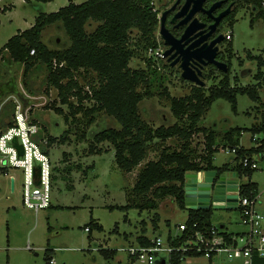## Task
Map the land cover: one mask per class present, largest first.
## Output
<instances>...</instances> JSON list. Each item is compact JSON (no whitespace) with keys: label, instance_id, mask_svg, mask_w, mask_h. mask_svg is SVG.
Segmentation results:
<instances>
[{"label":"rangeland","instance_id":"1","mask_svg":"<svg viewBox=\"0 0 264 264\" xmlns=\"http://www.w3.org/2000/svg\"><path fill=\"white\" fill-rule=\"evenodd\" d=\"M86 1L76 0L75 3ZM153 1L160 20L163 11L172 7L176 0ZM69 3L70 0H52L48 3L3 0L0 5L10 9L0 13V50L19 32L30 29L40 13L57 12ZM237 9L233 24L229 20L222 23L225 39L229 32L233 33V39H226L220 50L226 58L225 62L230 63L233 85L257 89L260 101L254 102L247 95H239L237 112H234L229 101L218 99L203 117L201 126L216 130L217 142L221 146L225 133L242 128L241 146L250 149L255 144L250 129L262 121L264 112V65L259 64L260 58L264 60V18L254 19L255 13L250 7ZM252 20H255L254 24ZM159 33L160 25V38ZM42 41L51 49L70 45L65 31L57 24L43 31ZM230 43L232 50H229ZM159 48L164 52L166 50L164 44ZM164 63H167L166 58ZM157 64L153 97L143 100L140 110L143 118L154 127H168L176 122V118L171 112L167 94L183 97L191 92L194 84L184 80L177 68L171 71L164 68L163 62L158 61ZM131 67L146 68V64L141 59H135ZM24 71V65L12 61L8 54L4 53L0 58V133L6 128L5 121H12L16 105L21 103L26 110H30L31 119L43 127V137L56 139V143L49 148L55 166L53 199L52 206L39 213L26 208L22 199V171L4 170L0 164V264H51V260L53 264H140L134 262L128 252L131 246L139 244V236L146 235L152 240L162 237L167 242L169 233L178 235L179 225L188 218L172 197L160 202V210L120 209L128 204L127 194L134 188L146 162L157 159L156 148L150 151L148 160L132 173H125L117 167L114 147L108 142L98 144L95 141L99 132L110 128L120 130L121 124L103 112L96 114L95 122L90 127L84 114L78 115L73 123L72 110L68 105L61 104L58 90L47 84V67L39 64L26 76ZM259 72L263 74L261 79L257 78ZM223 74L215 72L213 79L206 80V87L215 86ZM76 75L80 86L96 79L92 72L80 71ZM12 82L17 85L18 93L13 86L6 87ZM2 87L7 88L3 96ZM71 100L78 104L77 97ZM58 109L63 114H59ZM65 116L68 117L67 122ZM68 130L71 132L70 141L62 144L60 139ZM259 137L263 138L264 135ZM193 143L194 146L200 144L202 151L205 138L199 135ZM167 146L177 148L178 142L169 140ZM223 148L215 156V166L240 163V159H233L236 156L231 153V148ZM228 176L231 177L230 174ZM12 177L16 179L15 189L12 187ZM238 180L241 185L250 181L259 185L257 209L264 215L263 163H260V169L252 178L242 176ZM229 212L215 211L214 224L220 226L221 217L227 216L223 220H227V225L232 222L228 225L230 231H247V227L238 222L239 214ZM157 213L159 215L156 217ZM91 222L101 225L103 231L94 228L89 231ZM106 250L114 251L113 255L107 257L104 254ZM169 258V254L161 253L155 264H162L164 259ZM182 264L250 263L244 258L231 261L220 254L213 263L208 257L200 256L186 257Z\"/></svg>","mask_w":264,"mask_h":264},{"label":"trees","instance_id":"2","mask_svg":"<svg viewBox=\"0 0 264 264\" xmlns=\"http://www.w3.org/2000/svg\"><path fill=\"white\" fill-rule=\"evenodd\" d=\"M25 1L48 3L52 0ZM234 1L238 4L237 8L250 7L255 13L254 19L264 18V0ZM237 8L225 19L231 24L235 21ZM2 11L4 10L0 5V13ZM254 21L252 20L253 24ZM56 24L63 28L70 45L51 49L42 41V35L46 28ZM159 25V12L153 0H88L82 4L71 0L69 5L57 12L40 13L32 28L19 32L0 50V58L6 53L12 61L24 65L25 76L37 65L44 64L48 71L47 84L58 90L61 104L68 105L72 110L73 123L80 114L88 118V127L95 122L97 113L103 112L115 118L122 128L105 129L96 134L95 141L98 144L108 142L114 147L117 167L125 173H132L148 160L150 151L156 148L157 159L146 162L141 169L134 188L127 194L128 204L120 207L122 210H159L160 202L167 197H172L180 209L186 210L184 184L187 173L228 171V165L221 168L214 165L215 154L221 147H240L244 131L242 128H235L225 133L221 146L217 142V131L201 126L205 114L218 99L229 101L234 112H237L239 95H247L254 102L260 101L257 89L234 86L229 71L213 87L193 85L191 92L183 97L167 94L171 112L176 118L173 125L154 127L147 122L142 116L140 104L153 97L152 86L158 74V61L163 62L164 68L174 70L164 60L148 55L150 49H159L164 44L158 36ZM229 50H232V43L229 44ZM32 51H35L34 55ZM135 59L143 60L146 68L133 69L131 62ZM259 64L264 65L263 58H260ZM228 65L230 68V63ZM80 71L92 72L96 79L80 86L76 75ZM215 72L217 69L212 67L206 74V80L213 79ZM262 76L261 72L257 74L258 79ZM73 97H77V105L72 102ZM57 112L63 114L60 109ZM67 118L65 116L66 122ZM11 123L12 121H5V127ZM250 131L253 136L264 135V112L262 121ZM70 135V130L66 131L60 142L67 144ZM199 135L205 138L202 151L200 144L194 146L193 143ZM169 140H176L178 147L167 146ZM48 141L49 148L56 143V139L52 137ZM240 154H261L264 161V138L262 146H254L250 150L243 147ZM235 171L249 178L256 172L245 170L240 164ZM241 194L255 198L260 194L259 185L252 181L242 184ZM188 213L186 230L176 236L171 233L168 235L167 241L176 248H181L187 242H194L197 234L212 237L213 229L229 244L232 243L233 236L239 235L223 232L215 227L212 223V209L190 210ZM89 225V231L93 228L103 231L98 223L91 222ZM138 243L141 246H151L152 239L141 235ZM113 253L114 251H104L107 257ZM200 256L205 254L194 251L174 252L167 264H182L186 257ZM209 260L212 263V259ZM252 264H264V258L255 255Z\"/></svg>","mask_w":264,"mask_h":264},{"label":"built area","instance_id":"3","mask_svg":"<svg viewBox=\"0 0 264 264\" xmlns=\"http://www.w3.org/2000/svg\"><path fill=\"white\" fill-rule=\"evenodd\" d=\"M227 40L233 39V33L226 34ZM35 51H32V55ZM149 54L157 60H165L164 50L150 49ZM43 127L34 122L30 116V110L25 109L19 103L15 111L10 126L6 127L0 133V164L4 170H20L24 176L22 186V199L26 208L34 210L36 213L49 209L52 206L55 166L49 153L48 138L43 137ZM260 134H255L252 140L255 147L262 146ZM16 141V143H15ZM22 147V153L19 147ZM240 147L231 149L237 159H240V165L243 169L259 170L260 163H263L262 155L248 154L241 155ZM12 183L15 189L16 179L12 177ZM239 186V197L237 200L241 211V223L247 227V231L233 236L231 244L224 241L223 237L212 230V237H205L201 234L196 235L194 242H187L181 248H176L172 243L164 242L162 237H156L152 240L151 246H131L128 249L129 255L134 262L140 264H155L157 256L161 253H167L169 256L174 252L194 251L204 253L206 257L212 259V263L220 254L231 261H237L239 258L249 260L252 264L256 256L264 258V215L257 209L259 195L255 198L243 196ZM186 224L179 225L180 233L186 230ZM167 262V260H166ZM54 261L51 260V264Z\"/></svg>","mask_w":264,"mask_h":264},{"label":"water","instance_id":"4","mask_svg":"<svg viewBox=\"0 0 264 264\" xmlns=\"http://www.w3.org/2000/svg\"><path fill=\"white\" fill-rule=\"evenodd\" d=\"M207 1L209 0H186L181 10L174 16L173 22L182 19L179 25L186 27L180 39L175 38L165 26L166 16L176 7L166 11L160 18L159 35L166 47L164 56L167 63L171 68L177 67L184 80L199 87L207 85L204 72L209 65H215L223 73L230 71L226 62L217 60V55L221 51L220 45L225 41V34L215 39L212 37L217 26L232 13L234 4L216 17L214 24L208 25L200 19V13L212 17L214 11L221 8L228 0L217 2L211 8L205 9ZM9 86H13L15 88L13 90L18 93L14 82L6 85V87ZM6 87L1 88V96L5 94ZM18 147L22 153V147ZM238 178V173L229 170L222 173L218 170L187 173L184 184L186 208L188 210L239 209L237 200L240 182Z\"/></svg>","mask_w":264,"mask_h":264},{"label":"flooded vegetation","instance_id":"5","mask_svg":"<svg viewBox=\"0 0 264 264\" xmlns=\"http://www.w3.org/2000/svg\"><path fill=\"white\" fill-rule=\"evenodd\" d=\"M220 1H225V0H209L205 3V9H209L211 8V6L217 2ZM186 3V0H176L174 2V4L172 5V7L167 8L166 10L163 11L162 15L166 12L169 11L171 9H173L174 7H176L175 10L171 11L170 13H168V15L166 16L165 19V26L166 28L170 31V33L177 39H180L182 37V35L185 32L186 27L184 26H180V22L182 21V19H178L175 22H173V18L174 16L181 10V8L183 7V5ZM231 4L233 5V10L238 6V4L236 3V1L234 0H228L227 2L224 3V5L217 9L216 11H214L213 16L209 17L207 14L205 13H200L199 17L200 19L207 23L208 25H212L215 23V18L218 17L223 11H225ZM232 10V11H233ZM224 21V20H223ZM223 21L217 26L215 34L213 35L212 39L217 38L218 36L224 34L223 30H222V23ZM160 27H161V22H160ZM221 48V45H220ZM225 57L222 55L221 51H219L218 55H217V60L218 61H222L225 62ZM216 68L215 65H209L208 67H206V70L204 72V76H205V80H206V74L209 72V70L211 68ZM177 67H174V69ZM178 69V68H177ZM179 70V69H178ZM180 71V70H179ZM218 72H221L219 69H217ZM182 74V73H181Z\"/></svg>","mask_w":264,"mask_h":264},{"label":"crops","instance_id":"6","mask_svg":"<svg viewBox=\"0 0 264 264\" xmlns=\"http://www.w3.org/2000/svg\"><path fill=\"white\" fill-rule=\"evenodd\" d=\"M75 1H76V0H74V3H75ZM1 2H3V0H1ZM1 2H0V4H1ZM70 2H71V0H70ZM69 4H70V3H69ZM69 4H68V5H69ZM76 4H77V3H76ZM1 7H2V6H1ZM8 9H10V8H8V7H5V8L2 7V10H4V11H2V12H5V11L8 10ZM35 22H36V21H35ZM33 26H34V25H33ZM33 26H32V27H33ZM32 27H31V28H32ZM254 146H255V144H254ZM243 147H244V146H243ZM244 148H245V147H244ZM252 148H253V147H252ZM252 148H250V149H252ZM245 149H247V148H245ZM250 149H247V150H250ZM220 151H221V150H220ZM220 151H219V152H220ZM219 152H217V153H219ZM217 153H216V154H217ZM216 154H215V156H216ZM214 159H215V158H214ZM233 159H234V160H235V159L237 160V158H233ZM239 164H240V163H239ZM239 164L237 163V164L234 166V165H232L231 163H226V164H224L223 166L228 165L229 171H230V172L232 171V172H234V173H238V174H239V178H241L242 176H246V175H244V174H243V175H240V173H239L238 171H235L236 166H239ZM223 166H222V167H223ZM216 167H217V166H216ZM231 167H232V168H231ZM218 168H221V167H218ZM240 185H241V184H240ZM174 202H175V200H174ZM174 202H173V203H174ZM175 203H176V202H175ZM177 205H178V204H177ZM172 206H173V205H172ZM178 207H179V206H178ZM179 208H180V207H179ZM159 210H160V208H159ZM181 210H182V209H181ZM212 210H213V209H212ZM182 211L186 212V213H187V217H188V215H189L188 212H189L190 210H188V209L186 208V210H182ZM215 211H221V210H213V219H212V223H213V225H214L215 227H217V226L214 224V222H213V220H214V215H215ZM224 211H228V212H229V211H232V212H233V211H236V212L239 214V219H238L239 221H238V222L241 223V211H240V209H237V210H224ZM229 213H231V212H229ZM157 215H159V214L157 213L156 216H157ZM226 215H229V214H226ZM224 218L227 219V216H225V217H221V219H220V226H218L217 228L220 229V230L223 231V232L234 233L233 231H230V230H229V227H228V225L231 224L232 222H231V223H228V225H227V223H226L227 220L224 221V220H223ZM187 219H188V218H187ZM185 223H186V222H185ZM244 232H246V231H244V230H243V231H239V232H237V233H235V234H240V233H244ZM170 233H171V232H170ZM170 233H169V234H170ZM171 234H172V233H171ZM179 234H180V233H179ZM172 235L175 236V235H177V234H172ZM145 236H146V235H145ZM139 237H140V236H139ZM167 242H168V241H167ZM166 260H167V259H164V260L162 261V264H163L164 262H165V264H167L168 260H167V262H166Z\"/></svg>","mask_w":264,"mask_h":264}]
</instances>
